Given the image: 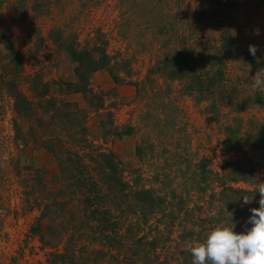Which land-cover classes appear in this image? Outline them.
<instances>
[{"label": "rangeland", "instance_id": "374dc122", "mask_svg": "<svg viewBox=\"0 0 264 264\" xmlns=\"http://www.w3.org/2000/svg\"><path fill=\"white\" fill-rule=\"evenodd\" d=\"M157 23L165 28L162 37ZM55 28L75 38L79 47L93 41L105 42L106 51L115 58V64H128L127 69L117 67L115 71L127 72L130 80L142 81L139 89L129 83L115 86L106 70H99L90 78V86L95 91L115 90L114 96H106L104 110L91 113L86 123L90 139L116 156L125 180L154 188L173 208L181 198L194 214L204 216L224 207L222 198L217 195L221 192L218 184L221 177L233 188L242 190L243 193L235 197L237 202L247 206L249 211L259 206L254 190L264 184V168L255 171L250 184L238 182L240 172L246 168L239 159L241 154L226 153L222 149L223 123L235 114L231 106L219 105L218 124H215L210 115L203 112L209 101L199 102L193 92L190 96L185 94L184 82L168 83L160 74L153 73L150 83L154 88L165 89L169 84L168 99L171 98L172 103L165 109L178 115L165 124L159 123L156 118L163 113L158 98L154 99L144 80L156 60L166 52L165 45L170 48L183 38L192 42L196 50L205 48L210 56L220 53L224 57L229 80L238 78L237 98L248 100L238 116L243 123L253 119L264 124V91L252 87L253 76L264 69V0H4L0 6V32L7 35L11 45L22 55L24 69L16 83L27 96L30 95L27 78L36 72L49 82L75 80L74 63L48 37ZM223 42H228L231 49L224 47ZM249 45L256 47L255 56L249 53ZM212 65L207 59L195 65V70L200 72ZM12 72L9 53L0 43V264H10L14 257L21 255L22 264H33L43 259L40 248L43 242L40 244L33 236L28 238V231L42 212L45 201L41 200L55 192L63 193L56 206L55 219L53 223L50 218L41 220L42 226L50 224L59 229L67 222L73 241L80 237L83 244H86L84 239L88 241L94 235L84 234L89 231L81 222L82 211L76 200L64 202L67 195L62 188L58 159L40 147L53 135V128L43 126L30 136L27 127L32 118L17 119L20 131L15 133L13 100L3 86V82L12 79ZM143 88H147L146 93H138ZM257 93L262 95L260 102L255 99ZM50 95L61 97L57 85H51ZM67 98L86 107L80 94ZM145 111H152V116L142 122L140 116ZM106 112L112 113L116 124H131L134 133L105 135L100 121H106ZM136 146L143 149L140 157L136 155ZM205 157L211 160L206 182L201 181L195 171ZM37 172L43 185H36L30 195L31 177ZM218 172H222L220 176ZM230 178L235 182H230ZM243 195L251 196L249 204L243 203ZM2 232L6 233L4 238H1ZM50 234L45 235L46 251L62 250L65 236L51 241ZM83 235L87 238L83 239ZM92 243L95 244L93 239L86 246L91 247Z\"/></svg>", "mask_w": 264, "mask_h": 264}, {"label": "trees", "instance_id": "16d2710c", "mask_svg": "<svg viewBox=\"0 0 264 264\" xmlns=\"http://www.w3.org/2000/svg\"><path fill=\"white\" fill-rule=\"evenodd\" d=\"M3 1L0 0V6ZM146 16L151 17L147 14ZM156 27L162 37L166 32L164 26L157 23ZM48 37L51 42H56L57 47L74 63L75 80L59 79L49 82L36 72L27 78L30 95H25L16 83V78H19L24 69L22 55L11 45L7 35L0 32V43L9 53V62L13 67L12 79L3 82V86L13 100L15 133L20 131L17 119L28 121L32 118L27 127L30 136H34L36 130L43 126L53 128V135L45 139L40 147L58 159L59 175L64 185L62 188L67 195L64 202L73 198L76 200L82 211L81 222L89 231L84 234L94 235V238L88 241H85L84 238L87 237L83 235L84 242L90 245L93 239L95 244L86 246L80 237L73 241L67 222L64 228L60 226L59 229L50 224L42 226L41 220L50 218L53 223L55 219L56 206L60 202V195L63 194L55 192L54 195L41 200L45 201L42 212L28 231V238L33 236L39 243L43 242V245L40 243L43 259L33 264H191V254L187 247L182 245L202 241L206 232L217 226H230L231 220L234 231L237 232L250 226L246 224L250 215L248 207L235 200L238 194L243 193L242 190L233 188L221 177L218 182L221 192L217 195L222 198L224 207L221 206L216 213L211 212L210 215L204 216L200 213L194 214V210L190 209L185 201L184 204L181 198L176 200L178 202L174 203L173 208L172 203H168L154 188L131 184L125 180L123 168L116 156L90 139L86 123L91 113L104 110L106 96H114L115 93L114 88L106 92L93 90L90 78L95 72L106 70L115 86L129 83L139 89L142 81L132 78L130 80L129 73L115 71L117 67L127 69L128 64H115V58L109 56L106 51L105 42L93 41L79 47L75 38L65 36L60 28L50 30ZM185 41L181 38L170 48L165 45L166 52L156 60L145 77L144 82H148L147 87L151 89L154 99L158 98L157 103L163 113L156 121L165 124L168 119L178 115L165 109L169 102L172 103L171 98L168 99L169 84L165 89L154 88L150 83L153 73L160 74L168 83L184 82L185 94L190 96L193 92L198 95L199 102L209 101L203 112L210 115L215 124H218L219 105H230L235 114L223 123L222 149L226 153L241 154L239 159L243 160L246 168L240 172L237 181L250 184L255 171L264 168V124L253 119L243 123V119L238 116L248 100L237 98L235 85L239 83L238 78L229 80L224 57L220 53L210 56L205 48L196 50L192 42ZM223 46L231 49L228 42H223ZM207 59L213 64L209 66L210 69L208 67L200 72L195 70V65ZM248 61L253 65L249 57ZM52 84L58 86L61 97L50 95ZM146 91L147 88H143L138 93L145 94ZM71 94H80L86 107H80L76 102L69 100L67 96ZM255 99L260 102L262 95L255 94ZM105 115L106 121H100L105 135L129 136L134 133L131 124H116L115 118L111 117L112 113L106 112ZM151 116L152 111H145L141 114L140 121L143 122ZM142 150L140 146L135 147L138 157L141 156ZM210 163L211 160L205 157L196 165L197 168L195 166L201 181L206 182ZM218 173L220 176L222 172ZM229 181L235 182L231 178ZM36 185H43V179L38 172L31 177V192L28 191L30 195ZM227 193L228 197L225 196ZM256 196L260 198L259 193H256ZM190 211L193 214L190 215ZM49 232L51 241L60 235L65 236L62 250L50 248L46 251L48 242L45 235ZM5 234L2 232L1 238H4ZM21 257L23 256L14 257L10 264H22Z\"/></svg>", "mask_w": 264, "mask_h": 264}, {"label": "clouds", "instance_id": "9594fccd", "mask_svg": "<svg viewBox=\"0 0 264 264\" xmlns=\"http://www.w3.org/2000/svg\"><path fill=\"white\" fill-rule=\"evenodd\" d=\"M248 51L255 56L256 47ZM254 90L264 91V69L259 70L252 81ZM259 193L258 207L250 209L245 230L234 231L230 226H217L209 230L202 241L189 242L191 264H264V184L254 190ZM243 203L251 202L250 195H243Z\"/></svg>", "mask_w": 264, "mask_h": 264}]
</instances>
